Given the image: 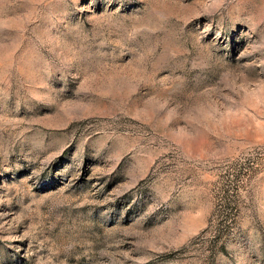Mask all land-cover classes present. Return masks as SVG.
<instances>
[{"label": "rangeland", "instance_id": "1", "mask_svg": "<svg viewBox=\"0 0 264 264\" xmlns=\"http://www.w3.org/2000/svg\"><path fill=\"white\" fill-rule=\"evenodd\" d=\"M0 264H264V0H0Z\"/></svg>", "mask_w": 264, "mask_h": 264}]
</instances>
